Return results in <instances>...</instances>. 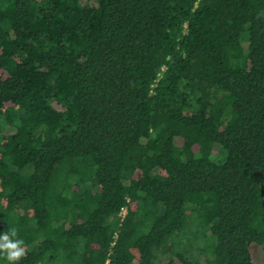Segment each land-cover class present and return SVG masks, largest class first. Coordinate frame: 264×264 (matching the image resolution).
<instances>
[{
    "label": "trees",
    "instance_id": "trees-1",
    "mask_svg": "<svg viewBox=\"0 0 264 264\" xmlns=\"http://www.w3.org/2000/svg\"><path fill=\"white\" fill-rule=\"evenodd\" d=\"M12 229L15 264H264V0H0Z\"/></svg>",
    "mask_w": 264,
    "mask_h": 264
},
{
    "label": "clouds",
    "instance_id": "clouds-1",
    "mask_svg": "<svg viewBox=\"0 0 264 264\" xmlns=\"http://www.w3.org/2000/svg\"><path fill=\"white\" fill-rule=\"evenodd\" d=\"M16 235L15 229L7 233H0V255H4L9 264H15L24 255L21 247L24 241L15 239Z\"/></svg>",
    "mask_w": 264,
    "mask_h": 264
},
{
    "label": "built area",
    "instance_id": "built-area-1",
    "mask_svg": "<svg viewBox=\"0 0 264 264\" xmlns=\"http://www.w3.org/2000/svg\"><path fill=\"white\" fill-rule=\"evenodd\" d=\"M125 213H126V209L125 208H121L120 212H119V215H121L123 217L125 215Z\"/></svg>",
    "mask_w": 264,
    "mask_h": 264
},
{
    "label": "rangeland",
    "instance_id": "rangeland-1",
    "mask_svg": "<svg viewBox=\"0 0 264 264\" xmlns=\"http://www.w3.org/2000/svg\"><path fill=\"white\" fill-rule=\"evenodd\" d=\"M199 254H200V252L196 251V252L194 253V256H195V257H198Z\"/></svg>",
    "mask_w": 264,
    "mask_h": 264
}]
</instances>
